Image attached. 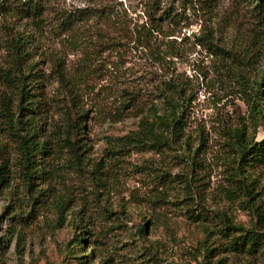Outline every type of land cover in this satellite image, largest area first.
<instances>
[{
  "label": "rangeland",
  "instance_id": "1",
  "mask_svg": "<svg viewBox=\"0 0 264 264\" xmlns=\"http://www.w3.org/2000/svg\"><path fill=\"white\" fill-rule=\"evenodd\" d=\"M257 3L46 0L37 19L0 9V264H264ZM18 33L25 82L8 43ZM166 97L181 133L120 150L150 111H173ZM67 121L83 126L78 156ZM33 124L36 172L17 135ZM244 140L255 149L243 161Z\"/></svg>",
  "mask_w": 264,
  "mask_h": 264
},
{
  "label": "trees",
  "instance_id": "2",
  "mask_svg": "<svg viewBox=\"0 0 264 264\" xmlns=\"http://www.w3.org/2000/svg\"><path fill=\"white\" fill-rule=\"evenodd\" d=\"M46 0H1V10L4 13H14L17 16H21L23 18H33L37 19L41 16L43 13V3ZM259 3H257V8H259V14L264 17V2L262 0H258ZM88 16V14H86ZM80 17H85V14H80ZM70 23L72 22V16L69 17ZM9 47L12 50L13 54L15 55V68L18 69V62H20V59L23 57L29 55V52L25 50V45L28 43L27 38H24L23 35H20V33L17 34L15 37H11L8 40ZM19 77L23 79L25 82L26 76H23V72L19 69L17 70ZM264 81V78H263ZM26 84H22V89H19L18 97H19V114L20 116H17V123L19 125H30L28 123V120H33V117H27L25 123L22 122L21 117H23V111H29V113H32V109L25 108L24 104H32L30 101V98L33 96L32 92H28V89H25ZM264 92V90H263ZM167 103L169 102V105L173 107V102L170 97H166ZM25 101V102H24ZM178 107L174 108L173 111L168 114V112H165V114L159 115L157 111H150V115L148 117H145L141 120L139 130L135 133H131L128 136L119 139L118 140V147H120V150L124 149L128 146H135V147H143L146 145H149L151 147H162L166 143V133H169L171 136H177L181 133L183 127H182V121L180 119L181 115H179ZM36 126L33 124L30 129L26 131V134H24L23 137H21L19 134H17L21 139V150L23 152V155L25 156V159L27 161V166H31L33 168V172H36L37 169V163L35 162V152L37 151L38 144L36 141H34L33 137L36 135V130L34 129ZM15 129V126L13 127ZM83 129V126L77 125L76 122L67 121L66 123V131L65 133H62L65 137V141L68 144V146L71 148V151L74 152L77 155V151L81 150V146L76 147V142H72L73 135L76 134L77 131H80ZM17 129H15L16 131ZM81 134H84L83 131ZM30 142L26 144L27 142ZM84 145V143H83ZM255 145H252L251 143L243 141V145H241V159L244 161L249 155L250 152L255 149ZM260 149L262 148V144H260ZM35 148L33 151L31 149ZM41 150V149H40ZM39 150V152H40ZM62 211L60 212V214ZM83 233V239L84 243L82 244L85 246V244L89 243L91 240V232L89 230V227L85 225L82 228ZM254 237L256 238V234H254ZM254 237L249 239V251L254 246ZM0 242V247H1ZM91 255V254H90ZM86 258H89V255L86 256Z\"/></svg>",
  "mask_w": 264,
  "mask_h": 264
}]
</instances>
